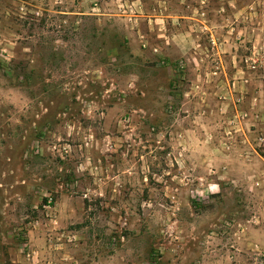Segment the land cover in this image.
<instances>
[{"label": "rangeland", "instance_id": "1", "mask_svg": "<svg viewBox=\"0 0 264 264\" xmlns=\"http://www.w3.org/2000/svg\"><path fill=\"white\" fill-rule=\"evenodd\" d=\"M0 264H264V0H0Z\"/></svg>", "mask_w": 264, "mask_h": 264}, {"label": "crops", "instance_id": "2", "mask_svg": "<svg viewBox=\"0 0 264 264\" xmlns=\"http://www.w3.org/2000/svg\"><path fill=\"white\" fill-rule=\"evenodd\" d=\"M203 18V15H202ZM202 18H198L199 21L198 22H193L192 26H191V31L193 32V34L197 35V36H201L202 33L203 34H207L206 31L209 29L208 25L205 23V21ZM201 21V24H200ZM239 27V26H238ZM233 29V28H232ZM232 29L230 30H225L228 36H230V34L232 33ZM190 33V32H189ZM223 34V33H222ZM225 35V34H224ZM212 36H215L214 33H212ZM194 37V36H193ZM174 40H178V37L173 38ZM172 39V40H173ZM179 44V43H177ZM160 45V44H159ZM161 48V47H160ZM175 53L181 55V56H191V52H192V45L190 43H187L185 45H180L175 47L174 49ZM163 53V49L161 51Z\"/></svg>", "mask_w": 264, "mask_h": 264}, {"label": "built area", "instance_id": "3", "mask_svg": "<svg viewBox=\"0 0 264 264\" xmlns=\"http://www.w3.org/2000/svg\"><path fill=\"white\" fill-rule=\"evenodd\" d=\"M180 67V66H179Z\"/></svg>", "mask_w": 264, "mask_h": 264}]
</instances>
